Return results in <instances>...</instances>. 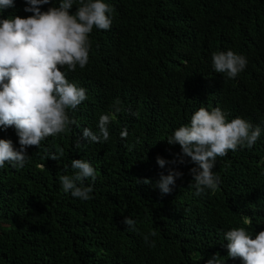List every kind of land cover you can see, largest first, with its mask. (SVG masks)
Instances as JSON below:
<instances>
[{"label":"trees","instance_id":"obj_1","mask_svg":"<svg viewBox=\"0 0 264 264\" xmlns=\"http://www.w3.org/2000/svg\"><path fill=\"white\" fill-rule=\"evenodd\" d=\"M103 2L112 9L110 29L93 28L84 68H61L86 90L76 109H66L75 123L28 147L22 168H0V264H207L216 254L222 264H243L228 256L225 233L244 227L254 238L264 230V0ZM26 6L14 0L0 19L32 15ZM78 6L74 0L70 13ZM229 49L247 59L232 79L212 65L214 52ZM202 106L261 133L251 148L217 157L218 188L196 195L191 169L199 166L167 141ZM102 114L113 117L109 139L92 142L83 130L99 134ZM0 139L20 150L14 127L0 126ZM75 159L96 170L94 182L84 181L93 187L91 199L62 188L60 177L77 171ZM169 169L182 176L163 194L156 184ZM125 217L136 221L135 230Z\"/></svg>","mask_w":264,"mask_h":264},{"label":"clouds","instance_id":"obj_2","mask_svg":"<svg viewBox=\"0 0 264 264\" xmlns=\"http://www.w3.org/2000/svg\"><path fill=\"white\" fill-rule=\"evenodd\" d=\"M27 17L14 16L0 19V126L14 127L19 137L20 150L14 149L12 141L0 139V168L5 162L23 167L28 147H39L42 140L67 130L75 121L70 120L66 109H76L86 97V90L70 83L61 68L75 71L76 66L84 68L89 60V34L93 28L108 30L111 7L103 0H78L79 6L70 13L74 0H61L58 7L41 11V6L50 0H25ZM14 7V0H0V10ZM212 65L216 73H225L235 78L242 72L247 59L232 50L212 54ZM120 108H116L119 112ZM112 114H102L99 118V134L85 128L83 136L100 143L109 139L106 125ZM261 128L237 117L230 122L219 107L211 111L200 107L191 116L190 124L179 127L167 142L178 143L183 156L190 157L199 167L191 169L195 181L196 195L204 189L215 191L220 183L213 174L217 157L236 151L238 146L251 148L260 137ZM126 138L127 129L121 132ZM57 159L56 155L50 157ZM183 163V157L178 161ZM161 168L166 161L157 157ZM177 163V161H172ZM73 175H62L63 190L82 200L91 199L92 186L84 181L96 179V170L90 162L72 160ZM182 173L169 169L161 174L156 187L163 194H170L176 179ZM145 184L151 181L145 178ZM123 223L135 230L136 221L125 217ZM251 224L250 218L244 219ZM155 233H153L154 235ZM228 241V256L239 258L243 264H264V230L251 236L244 227L233 228L225 233ZM207 264H222L219 254L212 256Z\"/></svg>","mask_w":264,"mask_h":264}]
</instances>
